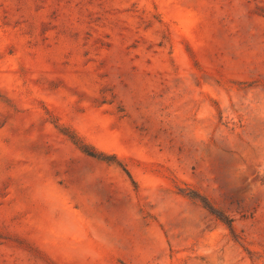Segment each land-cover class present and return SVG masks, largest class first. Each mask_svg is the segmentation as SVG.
<instances>
[{
    "label": "rangeland",
    "instance_id": "1",
    "mask_svg": "<svg viewBox=\"0 0 264 264\" xmlns=\"http://www.w3.org/2000/svg\"><path fill=\"white\" fill-rule=\"evenodd\" d=\"M0 264H264V0H0Z\"/></svg>",
    "mask_w": 264,
    "mask_h": 264
},
{
    "label": "trees",
    "instance_id": "2",
    "mask_svg": "<svg viewBox=\"0 0 264 264\" xmlns=\"http://www.w3.org/2000/svg\"><path fill=\"white\" fill-rule=\"evenodd\" d=\"M84 151L87 153V154H89V155H91V156H96V154L95 153H93L92 151H88V150H86V149H84Z\"/></svg>",
    "mask_w": 264,
    "mask_h": 264
}]
</instances>
